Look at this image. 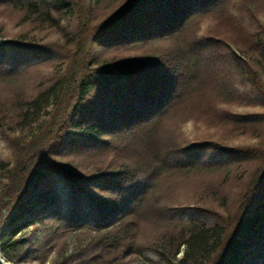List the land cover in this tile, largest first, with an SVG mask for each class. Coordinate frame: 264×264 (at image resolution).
I'll use <instances>...</instances> for the list:
<instances>
[{"label": "trees", "instance_id": "obj_1", "mask_svg": "<svg viewBox=\"0 0 264 264\" xmlns=\"http://www.w3.org/2000/svg\"><path fill=\"white\" fill-rule=\"evenodd\" d=\"M60 1L73 14L72 42L51 47L63 60L61 88L35 136L6 137L12 161L0 220L14 219L35 196L24 213L40 227L36 245L91 230L64 264H125L144 248L173 264H264V79L251 61L233 72L237 60L213 48L220 39L200 32L257 0H127L100 19L99 0ZM13 2L0 0V8ZM253 101L252 114L224 107ZM188 122L257 133V142L205 135L191 143L180 132ZM211 194L218 200L192 208L211 223L169 219ZM12 236L3 245L25 254L31 241Z\"/></svg>", "mask_w": 264, "mask_h": 264}, {"label": "rangeland", "instance_id": "obj_2", "mask_svg": "<svg viewBox=\"0 0 264 264\" xmlns=\"http://www.w3.org/2000/svg\"><path fill=\"white\" fill-rule=\"evenodd\" d=\"M13 1L12 7L0 8V65L3 70L0 72V193L6 184V176L12 161L6 137L26 141L43 127L62 83L63 60L51 47L57 44L68 45L73 40V14L60 0ZM126 1L99 0L96 18L106 16ZM238 13L245 14H233L232 19L225 23L202 24L200 32L205 37L218 40H223L220 35L226 33L228 40L225 37L224 43L217 40L218 42L213 44L216 54L230 61L235 58L238 66L230 68L238 75L241 65L245 61H251L258 67L264 79V0H257L256 5L251 6L249 11ZM17 43H21L22 47H17ZM27 47L30 49L26 50ZM140 66L141 63H135L133 68ZM244 84L246 83L241 80L233 88L235 94L242 93ZM253 102L224 107L229 113L242 116L252 114L259 108L258 104ZM180 132L191 143L193 140H202L205 135L228 145L257 142V133H233L227 127L208 128L200 122L184 124ZM210 150L207 148L204 152L208 153ZM50 182L54 191L63 198L65 193L61 185L54 183V179H50ZM204 199L218 200V196L211 194L208 198L202 199L198 196L194 203L189 205L188 210L169 213V219L176 222L211 223L212 220L209 218L192 211L196 205H202ZM31 201L32 203L11 221L6 218L0 220V258L4 264H64L93 237L91 230L80 229L67 237L57 239L51 245H36V239L41 234L40 227L30 225L29 216L24 213L37 201L36 197L34 196ZM8 233L13 234L14 240H30L29 250L21 254L16 248L4 246L1 238ZM144 245L148 247L147 243ZM3 247L7 251V256L3 253ZM184 250V246H181L175 259H178ZM164 254L167 256L161 258L153 250L144 248L140 253L130 255L123 263L173 264V259L167 253Z\"/></svg>", "mask_w": 264, "mask_h": 264}, {"label": "water", "instance_id": "obj_3", "mask_svg": "<svg viewBox=\"0 0 264 264\" xmlns=\"http://www.w3.org/2000/svg\"><path fill=\"white\" fill-rule=\"evenodd\" d=\"M0 264H4V262L2 261V259L0 258Z\"/></svg>", "mask_w": 264, "mask_h": 264}]
</instances>
